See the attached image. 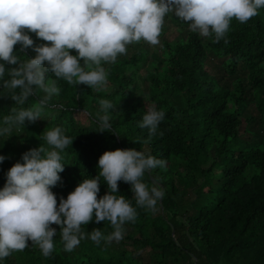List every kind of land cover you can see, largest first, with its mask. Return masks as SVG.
<instances>
[{"label":"trees","instance_id":"obj_1","mask_svg":"<svg viewBox=\"0 0 264 264\" xmlns=\"http://www.w3.org/2000/svg\"><path fill=\"white\" fill-rule=\"evenodd\" d=\"M167 16L174 19V34L165 35L162 26L155 48L133 42L114 63H103V88L59 79L60 91L40 119L25 120L0 136V155L9 157L0 163V188L21 153L48 147L45 132L59 127L73 139L60 152L65 166L51 188L57 205L85 178L99 180L97 199L106 194L96 167L105 151L134 149L163 160V166L140 178L163 190L155 210L137 206L130 185L118 181L115 195L124 196L136 211L135 219L122 225L119 242L98 245L85 238L66 251L59 227L52 224L57 233L49 256L28 241L0 264H264V8L246 22L232 19L219 42ZM29 35L34 45L46 43ZM13 51L34 56L18 44ZM10 67L16 66L5 64ZM12 94L0 89V120L44 95L36 89L19 105ZM102 99L113 105L112 127L103 131L93 122ZM153 104L164 118L149 134L139 122ZM94 228L105 236L113 231L106 220L81 226L86 232ZM145 250L150 251L147 260L138 255Z\"/></svg>","mask_w":264,"mask_h":264},{"label":"clouds","instance_id":"obj_2","mask_svg":"<svg viewBox=\"0 0 264 264\" xmlns=\"http://www.w3.org/2000/svg\"><path fill=\"white\" fill-rule=\"evenodd\" d=\"M264 8V0H0V89L13 91L10 99L23 105L35 90L44 95L29 108L12 109L14 115L0 120V136L25 120L40 119L41 111L58 94L57 80L85 85L97 90L107 82L103 63H114L126 46L143 40L159 43L163 18L171 13L188 28L213 42L224 38L232 19L246 22ZM29 33L46 42L35 44ZM30 49L34 56L25 58L13 51ZM70 50L75 55L70 54ZM82 61V64H81ZM5 64L15 65L6 70ZM56 79H51L48 74ZM7 77V78H6ZM18 90V91H16ZM94 123L111 129L110 110L113 105L102 99ZM164 112L155 105L147 107L139 127L155 133ZM45 148L39 145L21 153L19 161L4 173L0 188V260L12 251L25 249L28 241L37 245L43 256L53 251V237L60 229L66 251H72L87 238L96 244L122 239V225L133 221L135 209L118 191V181L130 185L137 206L155 210L163 190L141 182L145 172L164 161L134 149L105 151L96 167L108 191L97 199V177L83 179L66 198L51 191L63 171L60 152L73 139L59 127L44 133ZM0 155V163L8 159ZM110 222L113 231L103 235L100 229L82 231L90 221Z\"/></svg>","mask_w":264,"mask_h":264},{"label":"rangeland","instance_id":"obj_3","mask_svg":"<svg viewBox=\"0 0 264 264\" xmlns=\"http://www.w3.org/2000/svg\"><path fill=\"white\" fill-rule=\"evenodd\" d=\"M174 19L167 16V18H163V28L165 29V35H173L174 34ZM153 48H155V45H151ZM44 109V108H43ZM42 109V110H43ZM247 137V136H246ZM247 140H252L250 137H247ZM150 254L149 250L141 251L138 255L141 259L147 260L148 255Z\"/></svg>","mask_w":264,"mask_h":264}]
</instances>
